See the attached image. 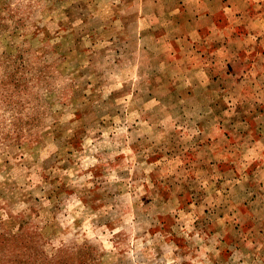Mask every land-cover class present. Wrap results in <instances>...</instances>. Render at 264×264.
Instances as JSON below:
<instances>
[{
	"label": "rangeland",
	"instance_id": "obj_1",
	"mask_svg": "<svg viewBox=\"0 0 264 264\" xmlns=\"http://www.w3.org/2000/svg\"><path fill=\"white\" fill-rule=\"evenodd\" d=\"M0 264H264V0H0Z\"/></svg>",
	"mask_w": 264,
	"mask_h": 264
}]
</instances>
